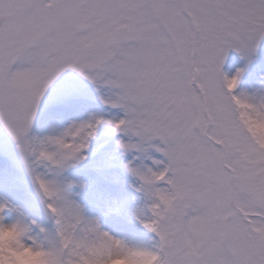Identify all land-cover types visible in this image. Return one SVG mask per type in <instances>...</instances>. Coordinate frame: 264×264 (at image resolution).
<instances>
[{"label":"snow or ice","instance_id":"snow-or-ice-1","mask_svg":"<svg viewBox=\"0 0 264 264\" xmlns=\"http://www.w3.org/2000/svg\"><path fill=\"white\" fill-rule=\"evenodd\" d=\"M262 48L264 0H0V128L54 221L33 220L51 264H264V77L242 86ZM102 127L152 160L126 164L148 243L104 230L65 175Z\"/></svg>","mask_w":264,"mask_h":264},{"label":"rangeland","instance_id":"rangeland-1","mask_svg":"<svg viewBox=\"0 0 264 264\" xmlns=\"http://www.w3.org/2000/svg\"><path fill=\"white\" fill-rule=\"evenodd\" d=\"M230 58H236V60L229 61L233 69L244 63L235 52L232 53ZM262 77H264V49L260 51L258 58L246 72L242 86L248 90L258 88L261 86ZM113 134L110 128H100L96 138L92 140L87 150L88 158L79 165L67 170L65 175L70 179L83 181L87 184L85 190L81 191L79 188H75L74 191H79L80 195L89 196L90 201L98 204L103 203L108 208L107 212H109L112 221L108 225H103L100 221L104 230H108L132 243H138L136 242V235L137 237L141 236L143 243L144 241L148 243L153 234L148 232L134 215L137 209L145 208L148 202L147 197L145 193L134 187L138 186L139 181L128 172L126 164L134 157L143 158L144 163L141 164L150 163H148V160L146 161L148 158L144 154L136 152L123 153L117 144L119 137ZM153 154L158 157L161 156L159 153L153 152ZM116 157L117 163L122 167L110 164L109 161ZM90 165L94 166L99 173L88 172L87 167ZM10 177H14V179H10ZM105 179L108 181L105 182ZM133 188L137 196L141 193V197L135 199L133 196L132 200L129 190H133ZM5 195L22 208L31 219L36 220L38 224L43 227L47 225L46 228L48 229L53 227L54 221L47 218L39 196L31 185L29 178L24 174L14 145L3 129L0 128V198ZM85 210L88 215L94 216L91 210L86 207ZM14 218L15 213L9 212L7 219L12 220ZM36 231H39V229L37 228ZM135 231L136 233H134Z\"/></svg>","mask_w":264,"mask_h":264},{"label":"clouds","instance_id":"clouds-1","mask_svg":"<svg viewBox=\"0 0 264 264\" xmlns=\"http://www.w3.org/2000/svg\"><path fill=\"white\" fill-rule=\"evenodd\" d=\"M15 218L0 220V264H51L49 243L36 231L22 208L12 210ZM105 264H156V256L147 251L125 253Z\"/></svg>","mask_w":264,"mask_h":264}]
</instances>
